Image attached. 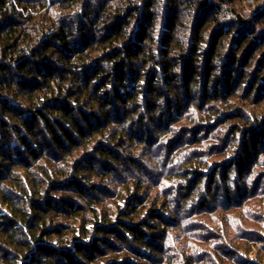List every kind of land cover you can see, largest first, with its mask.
Segmentation results:
<instances>
[{
	"label": "trees",
	"instance_id": "16d2710c",
	"mask_svg": "<svg viewBox=\"0 0 264 264\" xmlns=\"http://www.w3.org/2000/svg\"><path fill=\"white\" fill-rule=\"evenodd\" d=\"M218 1L189 3L197 18L186 44L182 0H0V264H197L202 243L209 264H264L246 249L264 243L258 231L239 237L243 255L221 246V230L204 219L179 226L197 242L186 244L190 253L178 243L168 256L165 245L177 203L192 201L186 215H210L259 187L247 178L264 154V8L253 24L235 1ZM241 47L261 50L249 82ZM216 101L227 109L205 108ZM185 115L189 127L177 130ZM208 134L215 141L205 145ZM164 173L177 192L152 196Z\"/></svg>",
	"mask_w": 264,
	"mask_h": 264
},
{
	"label": "rangeland",
	"instance_id": "374dc122",
	"mask_svg": "<svg viewBox=\"0 0 264 264\" xmlns=\"http://www.w3.org/2000/svg\"><path fill=\"white\" fill-rule=\"evenodd\" d=\"M182 1H183L182 4L185 3L188 6V8H187L186 5L185 6L181 5V13L180 14H182V20L181 21L178 20V25L180 26L178 28V31H179L178 34H179V38H181V39H183V37L185 38V36L187 35L186 39L185 40L183 39V40H184V43L189 44L191 42V40H192V37H190L188 35V33L190 34V30H192L191 28H193L194 25L196 24L197 15L193 14V7L194 6L192 8L189 6V3L193 2L194 0H182ZM215 1H217V0H215ZM225 1L228 4H230V2H234L235 1L236 2L235 6L237 8V12L240 13L242 16H244L245 20L251 19L250 21H252L253 24H257V22L259 21V16L261 14L259 9H257V8H260L261 6L264 8V5H260L261 4L260 2L257 3V6L254 5L256 3V0H225ZM263 3H264V0H263ZM163 4H165V2ZM258 5H260V6H258ZM253 6L254 7L256 6V7L253 8ZM163 7H164V5H162V7H159V8L162 9ZM224 8H225V6H224ZM262 11L264 12V9H262ZM164 14H165V16H164ZM255 14H258L257 15V19H254V15ZM175 15L176 14H174V17H175ZM211 15L212 14H208V15L204 16V19H200V21H198V23L202 24L206 20V18L208 16H211ZM163 17H167L166 16V12H164V10L161 11V14L158 15V21H159L157 23L158 27L162 23V21L164 19ZM230 19H232L231 16L227 17V20H230ZM263 25L264 24H262V26L260 25L259 27H263ZM233 28H239V27L238 26H234ZM183 29H185V31H183ZM245 37H248V35L242 37L239 42L242 43L246 39ZM231 44H232V41L230 42L229 46ZM260 46H261V44H259V47ZM229 49H230V47H229ZM253 49H254V47H252V49H250V52L247 53L245 51L244 53H242L244 51V48L241 47V49H239V51L237 52V55L239 56V62L240 63H242L244 61V58H246V60L243 63L244 68H242V70H244L245 73H246V75L244 77V81L248 80V82L251 81V75L249 74V71L251 72L253 69L256 68V66L254 65V62L257 60V63H258L259 59H260L258 56H259V53L261 52V50L258 51V53H256V51L253 50ZM256 49L259 50V48H257V47H256ZM231 52L233 54L235 53V51L234 52L231 51ZM251 62H252L253 65H250ZM197 68H198V70L202 69L200 64H199V66H197ZM219 73H220V71L218 72V74ZM178 74L181 75L182 71L178 70ZM220 74H222V72ZM261 74L262 75L264 74V68H263V72ZM180 84H181V82H179L177 86L180 87ZM196 84L199 85L198 86V90L196 91V94H197L198 97H197L196 101H194V103H197V106L200 107V106L204 105V103L202 101L205 100V99H202V91H201L202 90L201 89L202 79H200ZM246 88L247 87H245V89ZM180 93H181L180 94V101L181 102L183 101V103L185 104L186 107L193 108V106H191V104L193 103L192 96H189L188 98H185L184 94L182 92H180ZM245 94H246V90H244V87L239 88V99H241L242 96H246ZM257 98L258 97H256V94H255V95H253V98L250 99V100H251V102H253ZM231 99H229L228 101H229V104H232V105H234V102H236L238 100V98H236V96L232 97ZM262 102H263V104H261V106L263 107L264 106V101H262ZM223 103H226V102L223 101ZM210 104H211L212 107H214V109H216L218 111H219V109L221 107L222 108L221 112L222 111L224 112L227 109L224 106V104L221 105L220 101L209 102V104L207 106H209ZM164 105H166L165 102L162 103L161 108ZM207 106L205 108H207V109L210 108V106L209 107H207ZM256 106H258V105H256ZM164 109H167V107L164 108ZM194 109H195V111H197V108H194ZM187 112L194 113L193 110L189 111L188 109H187ZM188 116L189 115H185L184 116L185 118H183V116L181 117L182 118V121H180L181 123L175 125L177 130L178 129L181 130L182 127H185V126H186L185 128L189 127V122L185 121V119H188ZM199 116H200V113H199ZM220 116L222 117V115H220ZM178 120H181V119L179 118ZM228 122H229L228 120H225L223 122L221 121V123H219V126L215 130H213L214 134H217L219 132V130L222 129V128L226 129V127L229 124ZM213 141H215V139H213V135H209L208 134V138L205 139L204 144L205 145L206 144L207 145L208 144H212ZM143 147L145 149L147 146H143ZM143 147H141V148H143ZM191 147L192 148H197L198 146L193 144L192 146H188L187 148L190 150V149H192ZM203 147H205V146H201V148H200L201 151H204L202 149ZM200 150H199V152H201ZM221 151H222V149H221ZM144 158L145 159H143V160H144L145 164L147 166H149V168L153 167L152 169H154L155 166L153 164V161L152 160L150 161V159L148 157H144ZM175 159L178 160V158H175ZM209 160L214 161L215 159H214V157L211 156V157H209ZM221 160H222L221 158L217 159L218 162H220ZM178 162L179 161H177V163ZM179 164L180 165L183 164V161L179 162ZM175 165L177 166L176 163H175ZM175 165H173V163H172L171 165L167 166V168L173 171L174 168L176 169ZM249 168H250V174H249V176L247 178V181L248 180L250 181V182L248 181V183H249V185H251L250 186L251 190L253 188H257L256 187L257 185L259 187L257 188L256 192L253 191V193H251L248 196L250 198L243 205H239V206H237L235 208H231V209H228V210H225V209L223 210L222 208H217V209H215L216 211L214 212V210H213V212H211L210 215H205V213H204V214L195 216L193 214L186 215L188 213V210L192 211V209H193V204L191 203L192 201H189L186 204L188 207L185 204H183V203L182 204L181 203H179V204L177 203L176 204V207H178L177 208V213H178V215H180V217H179V219L173 220L176 223V226H177L176 229L173 228L168 233L169 234V239H168V242L165 244L166 245V249L170 251L168 256H171V255L173 256L175 254L170 249V248H173V245L177 246L178 243H180V245L183 246V248H187L188 246L186 244L189 243V242H190L189 246H194V244H197V242L193 241V240H190V241H188L186 243V239H187L185 237L186 235L182 234L181 236H178L177 234L179 233V229H181L179 226L185 228L187 225H191L194 221H196V222L197 221H202L203 219L205 220L206 224H208L213 229H215L214 233H216L217 230H221V232H220L221 235H222V242H220L221 246H223V245L225 246L226 244H228V245H230L229 246L230 249H233V247H234V249L236 251H237V249L242 250L243 253H241V254H243V255H246V250L243 249V248L242 249L240 248V247H242V244L241 243L239 244V237L241 235L248 234L249 236H251L250 238H252L254 236L251 233H253L254 231H258L262 235L261 237L264 238V154L259 156L258 157V161H256V163L251 165V167H249ZM147 169H148V167H147ZM156 172L160 173L161 171H156ZM164 174L167 175V177H162V178L160 177L159 182L154 184V186L151 185V186H153V187H151L152 196L160 194L163 191L166 192V190H170V189L172 190V188L174 189V191H173L174 193H175V191L177 192V188L173 187L174 185L172 184V183H174L173 182L174 180L171 177H168V175H169L168 173H164ZM183 175L187 176L188 173L187 174H183ZM246 176H247V174H246ZM185 177H183V178H185ZM178 183H185V181L184 180H179ZM148 186H150V185L148 184L146 187H148ZM165 192H163V193H165ZM220 199H222V198H220ZM181 221H182V225L180 223ZM174 236H175V238H174ZM178 247H179V245H178ZM201 247L204 250L200 251L201 253L202 252L203 253H202V257L200 256V258H199L200 262L197 263V264H209L210 263V261L208 259L209 257L205 256V254L207 253L209 255L212 252L210 253V248L208 247V244H205V243L203 244L202 243ZM246 249L250 250L249 253H248L249 254V258L251 260H253V259H255L256 252H258L257 255H260L261 253L264 254V251H263L264 250V243L263 244L260 243V244L256 245L255 249L253 251H251V248H249L248 246L246 247ZM186 251H188V253H190V248H187ZM186 251H184V252H186ZM184 254H186V253H184ZM184 254H183V257H184ZM183 257L182 256H178V257H176V259L180 260ZM175 262H177V261H175Z\"/></svg>",
	"mask_w": 264,
	"mask_h": 264
}]
</instances>
